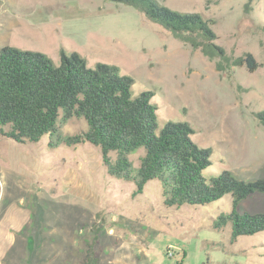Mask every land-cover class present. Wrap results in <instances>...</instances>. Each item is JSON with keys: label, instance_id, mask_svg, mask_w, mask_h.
<instances>
[{"label": "rangeland", "instance_id": "rangeland-1", "mask_svg": "<svg viewBox=\"0 0 264 264\" xmlns=\"http://www.w3.org/2000/svg\"><path fill=\"white\" fill-rule=\"evenodd\" d=\"M158 1L209 17L228 54L251 52L260 65L218 71L198 49L111 0H0V48L40 51L55 64L61 50L92 67L111 63L133 78V97L152 93L156 132L167 120L186 121L191 140L210 148L205 181L223 169L244 181L264 177V126L253 116L264 108V0H252L247 13V0ZM56 125L36 142L0 135V264H79L97 228L98 264H264V230L231 240L229 224L213 226L230 212V193L168 207L151 179L134 194L133 181L108 174L98 147L62 142L87 128L84 119ZM143 153L129 154L134 169ZM239 208L264 213V194Z\"/></svg>", "mask_w": 264, "mask_h": 264}, {"label": "trees", "instance_id": "trees-1", "mask_svg": "<svg viewBox=\"0 0 264 264\" xmlns=\"http://www.w3.org/2000/svg\"><path fill=\"white\" fill-rule=\"evenodd\" d=\"M130 5L153 23L170 31L173 37L214 60L218 71L244 65L253 72L260 65L251 52L228 54L216 42L211 28L215 22L200 12L178 11L158 0H111ZM247 0L242 9L251 10ZM264 31V25L261 27ZM132 77L120 74L111 63L97 62L94 67L78 52L60 51L55 64L46 53L12 45L0 48V135L17 142H36L55 132L61 121L84 119L87 128L62 139L66 145L83 142L98 147L108 174L133 181L134 194L144 184L157 179L163 203L168 206L207 204L230 193L231 210L220 213L215 228L229 224L231 240L264 230V213L240 210V202L256 192L264 194V177L244 181L223 169L205 181L202 170L210 164V148L191 140L192 129L186 121H165L156 132V106L150 102L149 90L133 97ZM253 116L264 126V108ZM143 147L136 169L128 156ZM114 154V156H112ZM135 171V174L133 173ZM79 264H98L99 228Z\"/></svg>", "mask_w": 264, "mask_h": 264}, {"label": "crops", "instance_id": "crops-1", "mask_svg": "<svg viewBox=\"0 0 264 264\" xmlns=\"http://www.w3.org/2000/svg\"><path fill=\"white\" fill-rule=\"evenodd\" d=\"M85 254V253H84ZM84 256V255H83ZM82 259V258H81ZM80 262V261H79Z\"/></svg>", "mask_w": 264, "mask_h": 264}]
</instances>
